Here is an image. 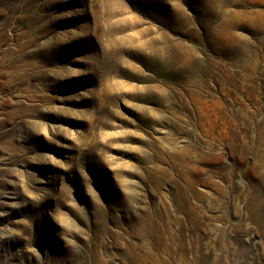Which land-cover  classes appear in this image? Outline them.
<instances>
[{"label": "rangeland", "instance_id": "rangeland-1", "mask_svg": "<svg viewBox=\"0 0 264 264\" xmlns=\"http://www.w3.org/2000/svg\"><path fill=\"white\" fill-rule=\"evenodd\" d=\"M0 264H264V0H0Z\"/></svg>", "mask_w": 264, "mask_h": 264}]
</instances>
